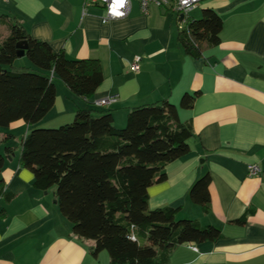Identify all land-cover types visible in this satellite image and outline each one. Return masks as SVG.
<instances>
[{"label":"crops","instance_id":"crops-1","mask_svg":"<svg viewBox=\"0 0 264 264\" xmlns=\"http://www.w3.org/2000/svg\"><path fill=\"white\" fill-rule=\"evenodd\" d=\"M203 9L220 17V42L202 44L193 58L178 42L175 17L154 5L145 15L132 0L126 17L102 24L103 9L84 10L83 0H0V16L19 22L31 39L71 60H97L103 75L87 99L55 78V103L41 122L0 129V264H110L105 252L93 256V241L72 234L55 188L34 187L32 172L19 161L21 139L34 128L68 124L87 108L110 113L114 127L122 129L130 110L162 101L177 107L194 136L189 153L167 164L165 180L149 187L148 208H180L178 219L221 234L216 242L177 246L164 264H264V0H200L189 14L192 21ZM135 57L137 73L129 68ZM193 93L198 96L192 108H180L182 96ZM113 95L116 103L96 104ZM22 126L17 144L15 131ZM5 147L13 153L6 155ZM250 164L260 168L259 176L248 175ZM205 174L207 214L188 199Z\"/></svg>","mask_w":264,"mask_h":264},{"label":"trees","instance_id":"trees-1","mask_svg":"<svg viewBox=\"0 0 264 264\" xmlns=\"http://www.w3.org/2000/svg\"><path fill=\"white\" fill-rule=\"evenodd\" d=\"M7 36L0 40V129L23 121L32 126L53 108L54 79L74 95L87 99L103 81L97 60H71L30 38L22 25L0 16ZM220 17L203 9L178 42L193 58L200 47L219 44ZM25 41L32 67L13 66L16 44ZM198 93L185 94L179 107L192 108ZM190 123L181 122L168 101L133 108L116 129L110 113L78 110L72 122L55 129H31L21 139V166L33 174L38 190L55 188L62 216L79 240L94 242L93 256L107 252L110 264H164L171 251L185 243L216 242L220 231L198 221L178 219L180 208H148V189L165 180L164 167L190 151ZM5 154L13 149L5 147ZM5 158L0 154V174ZM0 178V192L2 190ZM210 177L191 186L188 199L203 214L209 211ZM133 237L134 240H131Z\"/></svg>","mask_w":264,"mask_h":264},{"label":"built area","instance_id":"built-area-1","mask_svg":"<svg viewBox=\"0 0 264 264\" xmlns=\"http://www.w3.org/2000/svg\"><path fill=\"white\" fill-rule=\"evenodd\" d=\"M132 0H83V8L100 6L103 14L100 17L101 23L106 24L126 17L130 10ZM139 3L140 10L143 14H147L149 6L154 5L171 13L176 20L178 31H188L189 14L200 4V0H136ZM140 57H135L130 63L129 68L133 73H137L140 69ZM117 102L116 96H108L96 102L98 106H108ZM248 175L257 177L261 174L260 168L256 164L247 166ZM134 240L133 237H130Z\"/></svg>","mask_w":264,"mask_h":264},{"label":"rangeland","instance_id":"rangeland-1","mask_svg":"<svg viewBox=\"0 0 264 264\" xmlns=\"http://www.w3.org/2000/svg\"><path fill=\"white\" fill-rule=\"evenodd\" d=\"M189 21H192L191 17H190ZM7 34L8 33H7L6 29L3 28V27H0V40H2L4 37H6ZM13 66H15L16 68H23V67L26 68V67H32V64L29 61V59L26 56H24V57H21V58H17L15 60L14 64H13ZM58 127H52V128H50V127H41L40 129H55V128H58ZM15 132H16L15 133L16 134V143L18 144L19 137L22 135V133L25 132V127L22 126L21 128L17 129ZM105 253H107V252L105 251Z\"/></svg>","mask_w":264,"mask_h":264},{"label":"water","instance_id":"water-1","mask_svg":"<svg viewBox=\"0 0 264 264\" xmlns=\"http://www.w3.org/2000/svg\"><path fill=\"white\" fill-rule=\"evenodd\" d=\"M27 51V43L25 41L19 42L16 44V56L17 58H21L25 56ZM10 157H7L9 160Z\"/></svg>","mask_w":264,"mask_h":264}]
</instances>
